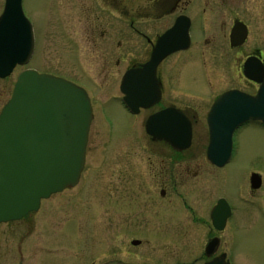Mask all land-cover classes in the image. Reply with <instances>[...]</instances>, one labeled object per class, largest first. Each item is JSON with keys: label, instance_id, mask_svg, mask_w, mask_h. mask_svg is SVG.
Segmentation results:
<instances>
[{"label": "flooded vegetation", "instance_id": "1", "mask_svg": "<svg viewBox=\"0 0 264 264\" xmlns=\"http://www.w3.org/2000/svg\"><path fill=\"white\" fill-rule=\"evenodd\" d=\"M242 1L256 2V0L44 1L48 19L42 26H82L76 30V39L79 42L67 43L70 47L75 44L82 45L76 57L104 64L105 71H102L100 66L99 74L107 75L108 72H113L114 67H111L114 65L111 63L114 62L118 66L120 57L123 60L130 58L120 76L118 86L110 89L109 86L103 87L106 90L102 88L98 91V94L104 95L103 98L96 94L95 89L100 88L99 86L90 91L91 93H87L92 108V120L85 153L94 117L105 121V117H102L105 103L111 100L121 104L131 114L123 102L125 95L120 90L124 73L149 61L158 39L173 27L178 17H185L188 22V26H182V29L187 31L188 46L169 53L156 68L159 98L149 107H141L138 113L131 114L138 117L149 112L145 119L141 120L145 134L142 136L138 134L133 141L122 142L120 146L114 148L111 154L117 157L116 162L121 165L92 169V174L96 176L93 179L94 184L96 182L100 184L92 186V194L90 189L86 188L92 205L87 211L90 215L89 240L96 246L94 247L96 251L98 245L93 237L125 241L116 248L111 247L110 254H113L111 258L107 259L108 255L105 253H98L99 255L90 256L84 264H98V260H101L99 264H166L167 261L170 264H264V246H258V243L252 246L251 240L247 237V232H252L256 237L258 234L256 225L264 224V167L260 166L258 158L251 157L245 165L240 166V171L228 173L237 154L238 134L250 126L264 131V125L258 121H250L239 126L232 134L229 159L222 165L209 159V155L217 152L209 150L208 112L222 93L228 90L241 91L238 87L217 91L219 88L212 81L211 60L224 59L225 46L228 47L227 52L232 54V59L241 57L234 52L247 41L250 32L247 20L236 15L241 11ZM198 14L201 16V24L196 21ZM26 16L33 26L36 44L35 21L30 14ZM236 21L242 22L245 26H233ZM236 27L239 30L245 29L246 36L243 43L232 45L231 34ZM58 34L65 38L64 29H59ZM218 46L223 47L221 51L217 49ZM251 53L242 59V64L239 65L242 76L243 63L250 56L258 58L264 70L263 54L259 53L258 49ZM189 63H194V67H197L201 77L198 81L202 82L206 89L214 92L205 103H199L202 104V108L175 101L177 97L190 101L200 98L195 95L198 87L192 90L181 86L186 76L182 73ZM246 80L256 86L257 91L260 84L247 78ZM154 106L156 108L150 113ZM166 109H175L187 119L191 128L187 148L178 149L167 140L154 138L146 133L147 118ZM201 126L202 133L196 136L195 128ZM110 134L108 132L105 136L101 135L107 144L113 142L112 138L117 139L119 136ZM136 142L143 143L142 146L147 151L148 156L144 158L147 166L132 159V154L136 150L130 143ZM144 143L147 144L146 147ZM231 173H237L242 180L228 182L233 177ZM77 186L79 183L55 195ZM83 190L79 187L69 196L72 197L70 202L84 196ZM52 196L54 195L50 198ZM42 202L44 200L35 212L41 209ZM69 206L63 208L65 214L69 212ZM147 235L168 242L170 253L167 261L151 253H145L142 247L150 243L144 239L148 238Z\"/></svg>", "mask_w": 264, "mask_h": 264}, {"label": "water", "instance_id": "2", "mask_svg": "<svg viewBox=\"0 0 264 264\" xmlns=\"http://www.w3.org/2000/svg\"><path fill=\"white\" fill-rule=\"evenodd\" d=\"M185 17H178L157 41L149 61L124 73L120 90L131 113L159 98L156 68L171 52L188 46ZM233 26H245L236 21ZM245 29H233L232 45L241 44ZM34 51L33 28L23 12L22 0H5L0 14V78L29 62ZM261 61L248 57L243 75L260 84L254 95L228 90L212 104L207 122L209 159L222 165L229 159L232 134L250 121L264 125V80ZM92 118L83 88L63 78L35 69L20 71L12 94L0 111V223L19 220L39 208L41 199L73 187L85 161ZM147 134L167 140L178 149L189 145L191 128L175 109L150 115ZM117 264V263H112Z\"/></svg>", "mask_w": 264, "mask_h": 264}, {"label": "rangeland", "instance_id": "3", "mask_svg": "<svg viewBox=\"0 0 264 264\" xmlns=\"http://www.w3.org/2000/svg\"><path fill=\"white\" fill-rule=\"evenodd\" d=\"M44 1L23 0L25 15L30 14L36 25L34 26L37 34L35 51L28 64L17 66L8 77L0 80V106L10 97L17 74L27 68L70 79L75 84L84 87L88 93L99 86L100 88L95 89L96 94L103 98L104 95L98 94V91L103 87L109 86L110 89L118 86L120 76L128 65L130 58L123 60L120 57L118 66L114 62L111 63V65H114L111 67H114L113 72L102 75L98 71L100 66H102V71H105L104 64L99 61L93 62L92 59L84 60L82 57H76L75 55L82 49V45L75 44L70 47L67 42H79L76 39V30L81 29L82 26H42L48 19ZM3 4L4 0H0V11ZM240 10V13L236 15L247 20L250 27L249 37L244 44L239 46L238 51L234 52V54L240 55V58L232 59V54L227 52L229 50L225 46V58H213L211 60L213 68L212 81L219 88L218 92L228 87H238L241 91L253 95L256 91V86L252 85L240 74L239 65L242 59L252 54L251 52L256 49L264 56V0H256V2L242 1ZM196 21L201 24L200 14L197 15ZM59 29H64L65 38L58 34ZM221 48L223 47H217L219 51H221ZM184 73L186 75L185 81L181 86L192 90L198 87V92H195V95L200 98L190 101L177 97L175 101L179 104L202 108V104L199 103H205L209 97L211 98L214 94L213 90L206 89L202 82L198 81L201 77L198 74L197 67H194V63H189L182 74L184 75ZM155 108L156 106L151 108L150 113ZM104 109L102 117H105V121H101L97 117H94L92 121L84 168L78 182L79 186L66 190L61 194H53L54 196L51 198L45 199L38 212L29 213L17 221L0 224V264H84L90 256L99 255L98 253H105L108 255L107 259L111 258L113 255L110 254L111 247L115 246L114 248H116L118 244L125 241L100 236L93 237V240L98 245L97 251L95 250L94 247L96 246L92 243V240H89L91 239L89 233L90 215L87 211L92 205L90 204L91 197L87 194L86 188H89L92 194V186L100 184L98 182L94 184L95 181L93 179L96 177L92 174L94 167L107 168L121 165L116 162L117 157L112 156V151L116 146H120L122 142H131L136 135L142 136L145 134L141 120H144L145 115L149 112L147 111L138 117H134L121 104H116L111 100L105 103ZM202 127L195 128L196 136L201 135ZM255 129V126H250L242 129L241 133L238 134L237 154L232 167L230 166L228 169V173L240 171V166L245 165L251 157L258 158L260 166L264 167V131ZM108 132L111 133V136L119 135L117 139L112 138L113 142L110 144H107L102 139V136L107 135ZM130 145H133L136 150L132 154L133 157L131 156L132 159L147 166L144 158L148 154L142 146L143 143L136 142L130 143ZM231 174L233 177L228 182L242 180L237 173ZM101 176L102 174L99 178ZM79 187L84 189L85 195L79 196L73 202H70L72 197L69 196L74 194ZM67 196L68 199H66ZM66 206H69V212L65 214L63 208ZM255 229L258 233L256 237L253 236L252 232H247V237L252 242L251 245L258 243V246H264V224L258 223ZM147 237L144 239L150 243L143 245L142 249L145 253H151L157 258L167 261L170 253L168 242L165 239H158L148 235ZM100 261L98 260L97 263L99 264ZM165 263L170 264L169 261Z\"/></svg>", "mask_w": 264, "mask_h": 264}]
</instances>
